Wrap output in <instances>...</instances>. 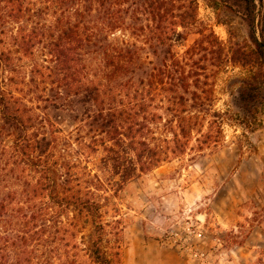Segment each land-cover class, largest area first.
Returning a JSON list of instances; mask_svg holds the SVG:
<instances>
[{"label":"trees","instance_id":"obj_1","mask_svg":"<svg viewBox=\"0 0 264 264\" xmlns=\"http://www.w3.org/2000/svg\"><path fill=\"white\" fill-rule=\"evenodd\" d=\"M179 1L7 2L0 17L7 29L0 34L10 32L8 40L0 38V110L10 189L0 194V220L6 218L4 226L0 221V264L12 257V264H53L67 236L81 237L84 248L67 247L85 252L88 264H123L121 247L107 246L110 225L92 182L69 158L72 145L60 143L57 123L37 115L40 106H29L25 87L36 86L38 103L86 124L93 149L83 147H103L124 182L222 145L228 112L216 109L212 77L226 62L249 72L235 104L240 125L252 128L264 113V0H207L218 17L235 13L247 23L253 48L235 50L226 60L215 32L202 31L196 43L202 55L194 60L188 51L186 61L173 49L185 40L181 30L198 24L199 0ZM38 47L47 55L31 71L38 78L27 82L24 64ZM218 60L222 66L213 64ZM210 65L217 71L210 73ZM49 84L55 96L47 95Z\"/></svg>","mask_w":264,"mask_h":264},{"label":"rangeland","instance_id":"obj_2","mask_svg":"<svg viewBox=\"0 0 264 264\" xmlns=\"http://www.w3.org/2000/svg\"><path fill=\"white\" fill-rule=\"evenodd\" d=\"M8 1L0 0L3 8L0 17L5 16ZM13 28L17 32V26ZM5 29L0 26V33ZM211 30L223 43L226 60L235 50L252 47L249 27L240 16L222 12L218 17L207 0H199L198 24L181 30L185 40L175 43L174 52L182 61H186L188 51L189 58L198 60L202 55L196 48L200 32ZM9 36L10 32L6 31L3 37L8 40ZM46 55L38 47L35 57L26 61L27 82L32 76L38 78L31 71L43 63ZM217 62L213 64L222 66L221 61ZM216 68L210 65L209 72L217 71ZM248 73V69L229 61L212 77L216 109L228 112L219 148L203 153L188 152L149 173L137 172L128 182H124L123 170L116 168L103 147L97 151L83 147L86 143L93 149L86 124L73 122L68 113L38 103L36 86L25 87L29 93L27 100L33 101L29 106H40L37 115L57 123L60 143L72 145L69 158L77 163L83 179L92 182L105 223L110 225L107 246L121 247L123 264H264V113L258 115L252 128H247L240 125L235 106ZM41 86L42 90L44 86ZM52 89L53 85L49 84L50 97L57 92ZM78 113L82 115L81 111ZM5 144L0 110L1 196L10 189L5 182ZM5 220H0L1 226ZM67 237L60 244L59 257L52 263L88 264L85 252H71L74 243L84 248L81 237L76 240ZM12 263L13 257L9 261Z\"/></svg>","mask_w":264,"mask_h":264}]
</instances>
